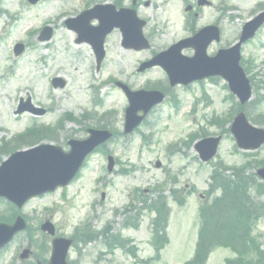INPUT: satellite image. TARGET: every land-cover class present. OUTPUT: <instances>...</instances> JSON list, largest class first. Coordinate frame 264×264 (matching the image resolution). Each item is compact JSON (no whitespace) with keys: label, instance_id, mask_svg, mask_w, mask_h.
Instances as JSON below:
<instances>
[{"label":"rangeland","instance_id":"rangeland-1","mask_svg":"<svg viewBox=\"0 0 264 264\" xmlns=\"http://www.w3.org/2000/svg\"><path fill=\"white\" fill-rule=\"evenodd\" d=\"M134 1L138 17L146 22L142 33L149 47L140 51L123 48L121 34L114 29L105 39V58L97 70L90 45L76 42V33L64 21L94 4L129 7ZM207 1L209 5L201 8L197 0H42L36 4L0 0V139L22 132L33 123L56 128L52 132L55 140L41 142L64 150L68 149L67 140H83L88 136L87 129H103L106 122L113 134L102 149L87 157L85 166L69 185L32 199L21 209L27 217L28 230L0 251V264H48L51 237L38 230L45 219L53 223L56 234L69 236L76 230L67 257L72 264H184L193 254L201 225L199 208L209 197L205 190L217 167L226 168L224 173L229 176L232 170L228 166L237 168L251 162L243 170L255 177L253 201L264 205V187L256 188L264 184L254 174L264 165V146L252 152L235 146L229 127L238 107L225 82L208 79L171 88L159 67L136 71L141 59H149L212 22L221 29L220 42L207 49L208 54L215 53L232 44L243 24L264 8V0ZM188 4L192 9L186 12ZM42 23L51 27L48 41L38 39L42 26L35 31ZM16 42L24 44L18 57L12 53ZM182 52L191 55L193 51L187 48ZM241 53L245 72L252 81L251 99L255 100L264 95V24L243 45ZM52 78L62 80L63 86L52 87ZM116 81L133 91L146 84L147 89L166 93L165 100L128 135L121 132L127 100ZM152 83L157 87H151ZM29 95L33 105L46 111L41 115H15L19 98ZM68 113L73 115L72 120L64 118ZM245 113L251 123L264 128V103ZM197 130L198 136L189 143L188 136ZM218 135L222 138L217 155L203 163L194 145ZM7 140V147H13L12 139ZM108 154L115 159L112 173L106 171ZM5 157L6 153H0V160ZM156 162H160L159 168ZM218 194L219 191L211 197ZM159 196L165 199L169 223L166 242L156 252L155 246L161 244L154 234ZM128 202L130 205L122 208ZM257 213L248 234L255 243L247 240L245 260L256 259L254 245L264 250V209H257ZM15 214L13 208L0 202L1 221L11 222ZM87 238L91 240L84 246ZM28 244L32 254L22 260L19 254ZM237 256L228 246H216L206 264H230L232 258L238 260Z\"/></svg>","mask_w":264,"mask_h":264},{"label":"water","instance_id":"water-1","mask_svg":"<svg viewBox=\"0 0 264 264\" xmlns=\"http://www.w3.org/2000/svg\"><path fill=\"white\" fill-rule=\"evenodd\" d=\"M202 3H204L203 0L198 1V4ZM189 8L187 7L186 10ZM94 17L100 21V25L95 28L88 25ZM144 23L136 18L133 9H120L116 12L113 5H98L81 13L76 19L66 21L68 27L77 32L78 42L88 41L92 44L97 64L104 56V38L113 27L120 28L124 47L146 48L148 45L141 33ZM263 23L264 12L244 24L239 40L233 46L220 49L214 56H208L206 48L213 39L219 40V32L215 26L205 27L192 38L184 39L159 53L143 67L161 66L167 73L171 86L178 83L185 85L204 77L220 75L227 81L229 89L237 96L239 102L244 104L251 96V88L239 65L240 46L250 39ZM49 37L48 29L47 34L42 35L41 39L46 40ZM184 47H192L195 51L194 55L192 57L183 56L181 50ZM21 50L22 46L16 47L17 53ZM122 88L130 105L126 110L124 125V132L128 133L140 123L153 105L163 100V94L158 91L131 92L126 87ZM138 111H142V115H138ZM230 131L237 146L241 149L254 150L264 143V129L251 125L243 112H239L234 117ZM89 133L90 136L85 140L69 141L71 149L67 153L49 144L17 153L8 165L0 167V196L7 197L20 207L26 199L33 195L53 191L57 186L66 185L77 173L85 155L110 136L107 131L89 130ZM220 139L221 136L207 138L195 145L202 161H208L215 155ZM112 165L113 161L109 158L108 168L111 169ZM256 174L264 180V167L257 169ZM23 228L24 223L21 219H17L11 226L0 225V247ZM42 230L53 234L52 225L49 223L42 225ZM69 244L70 241L65 239L54 240L49 264H68L65 261V255ZM28 254L29 250L25 249L21 258L28 257Z\"/></svg>","mask_w":264,"mask_h":264},{"label":"trees","instance_id":"trees-1","mask_svg":"<svg viewBox=\"0 0 264 264\" xmlns=\"http://www.w3.org/2000/svg\"><path fill=\"white\" fill-rule=\"evenodd\" d=\"M258 89V88H257ZM264 103V95L259 96L258 100L253 101L249 106H245V111L253 107H258ZM248 106V107H247ZM264 122V116H261ZM30 133L28 139L24 142L34 143L40 139H52L50 131L35 128ZM28 143V144H29ZM253 162V161H252ZM264 163V160L262 161ZM252 163H246L245 166L238 168H230L231 175H225L226 168L217 167L211 177L209 192H220L209 203H203L199 208L201 226L198 232V241L196 250L189 264H204L209 253L216 246H228L231 250L238 253V261L236 264H264V251H260L257 245L254 249L257 252L256 259H244L246 242L253 239L248 237L251 225L257 216V209H264V205H257L252 199V185L255 182L253 174H245L244 168ZM232 176V178H231ZM258 190L264 187L262 184L256 185ZM261 194V192H259ZM160 207H156L157 216L155 217V236L160 240L161 244L156 247V252L163 247L166 242V222L168 211L165 208V199L158 197ZM257 213V214H256ZM162 222L159 224V219ZM91 240L87 238L84 243ZM113 245L114 242H113ZM235 264V263H234Z\"/></svg>","mask_w":264,"mask_h":264}]
</instances>
